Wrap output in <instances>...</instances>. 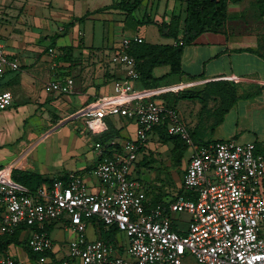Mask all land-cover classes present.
<instances>
[{"label":"built area","instance_id":"obj_1","mask_svg":"<svg viewBox=\"0 0 264 264\" xmlns=\"http://www.w3.org/2000/svg\"><path fill=\"white\" fill-rule=\"evenodd\" d=\"M139 40L137 34L120 38L110 61L122 66L124 76L112 81L109 93L74 113V117H84L92 134L106 131L107 116L135 119L133 136L121 142L115 138L94 142L98 156L110 152L90 170L98 185L90 186L82 176L70 172L65 179L55 176L49 184L32 190L12 178L15 165H3L0 234L18 227L28 229V246L42 255L53 244L45 226L64 220V226L74 232L68 255L81 264H182L186 253L192 254L197 264H264V151L257 150L254 140L195 143L176 108L152 98L161 91L133 86L139 81V71L128 47ZM55 66L52 62L51 68ZM18 67L17 58L10 57L0 42V75ZM73 83L70 75L56 76L44 88L68 93ZM178 87L182 84L165 89ZM11 103V91H0V111ZM161 123L167 133L179 136L190 148L181 178L186 193L150 205L145 185L131 172L145 152L149 133ZM172 211L189 213L184 230L174 228L169 216ZM91 220L106 229L115 226L127 241L88 238L86 227ZM41 255L24 261L0 253V264H45Z\"/></svg>","mask_w":264,"mask_h":264},{"label":"crops","instance_id":"obj_2","mask_svg":"<svg viewBox=\"0 0 264 264\" xmlns=\"http://www.w3.org/2000/svg\"><path fill=\"white\" fill-rule=\"evenodd\" d=\"M174 1L175 0H155L154 7L152 8H150L151 4L141 1L137 9L142 8V10L140 9L142 13L145 10L151 11V14L154 15L153 17L159 19L165 10H169L171 7L174 8L176 6V2L178 1ZM111 2L112 0H104L101 3L88 5L87 0H34V5H30L32 6L31 10L28 9V11H26V4H21L20 0H0V42L6 53L10 57H16L19 63L17 69L7 70L0 75V91L10 90L12 93V103L6 107L2 113H10V116H12V118L13 116L16 117V121L18 122L19 120L21 121L35 114V112L40 109V111H38L39 116L42 113L41 116L44 118L43 121L46 123L48 122L47 130L45 131L47 134L44 137H49L54 132L67 126L66 123L71 122V120L73 121L75 118L78 119L80 117L79 119L82 120L83 125H85L83 116L72 117L71 114L76 113L98 96L109 93L111 91L112 81L124 76V69L122 66L110 61V55L118 46L119 40L123 35L137 34L140 40L151 43H174L172 38L164 36L166 40L163 42H160V40H153L155 39V34L149 33V25H152L154 32L160 35L156 25L153 23L137 24L135 19L138 17L131 18L130 16H126L123 10L117 8L98 10L109 5ZM13 3L23 5V13L29 14L27 18L38 22V28L44 30L43 36L50 37L48 44H40L39 41L43 37L41 34L37 32H27V30H25L27 24H22L20 22L18 24H9L5 21L9 19V17L13 18L18 14V9ZM237 6L239 7L237 10H228L230 15L235 16L239 14L242 8H240L239 4H237ZM45 8L49 14V18L46 20L42 14ZM104 14L108 17H103ZM122 14L124 15L123 18ZM20 15H22V13ZM115 15L119 16V19L116 20V28L119 29L120 27L123 34L112 33V35L109 36L108 30L104 27V21L108 19L114 20ZM236 20H227L221 31H204L200 33L192 43L185 45L181 54V67L184 73L176 74L179 75L178 80L158 84L155 87H148L161 91L152 98L159 101L162 100L166 104L164 98H162L166 93L176 92L178 89L181 91L185 88L216 79H250L263 83L264 77L254 74L257 72L255 69L249 68L246 71L241 69L240 58L243 53L248 52L251 54L252 57L250 58H253V60L257 58L264 61V15L261 16L257 12L249 21L242 20L241 22L240 19ZM14 21L16 22V20ZM25 22L26 21H23V23ZM74 22L77 23L74 26L76 36L71 34L69 41L59 43V37L64 36L67 33L69 24H73ZM101 25L102 27H100ZM240 47H252L255 51L236 50ZM52 62L56 63L54 69L51 68ZM249 63L248 60V64ZM168 71L169 66L166 64L155 66L152 69V73L155 76L165 75L163 78L173 77L172 74L174 73L169 74ZM185 73L196 75L197 78L189 79ZM64 75L73 77L74 83L70 92L60 93L45 90L44 84L49 79ZM176 84L177 86L178 84H182V87L165 89L168 86H175ZM133 86L139 88V86L142 87V84L137 80L133 82ZM239 99L247 100L248 98ZM207 103L209 107L213 104V102L209 100L206 104ZM7 108H11L12 111L7 110ZM175 108L179 113L176 106ZM54 109L57 110V113H61L62 117L55 119V116H53L54 114L50 112V110L52 111ZM202 111L203 109L200 105V108L196 107L192 114L191 110H189L187 114L183 112V117H181L179 113L193 141L195 143H208L219 139H225L213 138L206 134V129H209L213 119L211 118L210 121V117L207 114L204 115ZM49 112L51 115H49ZM238 116L239 114L237 117ZM184 118L188 120V122H186V120L184 121ZM62 119H64V122L58 124ZM105 120L108 127L104 132L112 130L111 133L113 134L110 136L101 137L100 135L104 132L90 134L89 131L77 133L74 130L70 133H64L62 141L66 142L69 146L67 149L64 148L65 156L69 159L64 160L61 166H59L60 168H57V170L51 173L46 170L17 167V164L27 159L28 155L18 162L17 158L19 154H17L16 157L7 164H9V166L15 165L12 170H28L37 172L43 177L48 178L58 176L65 179L70 172H74L82 176L90 186H97L98 184L95 178L90 174V170L97 160L102 157H109L110 152L105 151L103 155L98 156L93 149L94 142H105L110 138H115L117 142H121L124 138L133 136L135 130V119L130 117L111 115L107 116ZM0 128L3 129L5 127L2 126ZM241 130L242 128L235 127L232 130V137L229 138H234L239 141L254 140L264 144L262 138H257L255 136L250 137L240 132ZM153 132L158 133L156 130H153ZM237 133H239L238 136L236 135ZM158 136L160 137V134ZM148 139L149 137L147 138L145 147L148 146ZM25 144V141L18 140V145L21 147L18 152H22V148ZM142 160L143 153L136 162V165ZM185 164L186 162L184 165ZM50 182L51 181H42L38 186L49 184ZM63 221L64 220H57L56 224L53 223L54 225H52H61L65 230H69L72 233L69 238L72 239L74 237V232L70 228L65 227ZM174 227L177 228L176 225H174ZM50 232L51 229L48 231L49 235ZM100 233L97 222H90L87 224L86 234L88 238L99 237ZM122 242L125 243V240H122ZM66 250L67 248L63 249L59 245L53 246L49 254V256L52 257L50 261L46 259L48 255H40L47 264H81L78 258L69 257L67 259L65 257ZM6 253L24 261H33L18 245L10 244Z\"/></svg>","mask_w":264,"mask_h":264},{"label":"rangeland","instance_id":"obj_3","mask_svg":"<svg viewBox=\"0 0 264 264\" xmlns=\"http://www.w3.org/2000/svg\"><path fill=\"white\" fill-rule=\"evenodd\" d=\"M87 1L88 5H92L94 3H101L104 0ZM142 1L146 2L147 4H151L150 8L154 7L155 0ZM20 2L21 4H26V11H28V9L31 10L32 6L30 5H34V0H20ZM13 4L16 5L18 9V14H16V16L13 18L9 17V19L4 20L9 24H18L19 22L22 24H27V27L25 28L27 32H37L43 36L44 30L38 28V22H36L35 20H29L27 18L29 14L27 15L26 13H23V5L19 3ZM237 4H239L240 8H242L241 11L238 15H230L228 10H237L239 8ZM140 9L142 10V8H139L133 12L134 17L139 18L141 16L142 11ZM226 11H228V16H226L224 22L232 19H240L241 22L242 20L249 21L257 13L253 0H240L238 2L229 1L227 2ZM21 13L27 19L24 16L20 15ZM42 14L45 17V20L49 18V14L46 11V8ZM19 15L21 18L19 17ZM103 17L108 16L104 14ZM123 17L124 15L122 14V18ZM118 19L119 16L115 15L114 20L108 19L104 21V27L106 30H108L109 36H111L112 33L123 34L121 32L120 27L119 29L116 28V20ZM14 20H16V22ZM23 21L26 22L23 23ZM75 24L77 23L74 22L73 24H69L67 28V33L64 36L59 37V43L63 41H69L71 34L73 36H76V31L74 29ZM100 27H102V25ZM149 33L155 34V39H150L157 41L160 40V42L166 40L163 36L158 35L156 32H154V28L152 25H149ZM49 41L50 37L43 36L39 42L41 45H46ZM250 57L252 56L248 52L242 54L240 58L241 69L243 71H246L249 68L255 69V71L257 72L254 74H257V76L264 77V61L259 60L257 58L253 60V58ZM248 60L250 62L249 64ZM172 76L173 77L171 78L165 77L158 79L157 83L163 84L166 82H171L172 80L179 79V75H176V73L172 74ZM185 89L201 91V94H205V103L200 101L198 98L179 97V94L181 92L179 89L176 92L166 93L165 96L162 98H164L165 102H167L168 104L173 105L174 107L176 106L179 110L181 117H183V112L187 114L189 110L192 111V114L193 110L196 107L200 108V105L202 106L203 114H207L210 117V121L211 118L215 119L218 117V113L211 112L212 109L215 108V100H218L220 97V95H214V88L210 86L207 87L204 85V83H202ZM220 89L221 91L236 93L238 95H242L246 92L255 91L257 95L253 98H248L247 100L239 99L235 101V103L224 114H222L221 122L214 125L212 129L211 127H209V129L207 128L206 134L213 138L227 139L229 137H232V130L236 127L242 128L240 132L247 134L250 137L255 136L264 140V82L260 83L250 79L229 80L227 84L221 85ZM208 100L213 102L210 107L208 103L206 104ZM7 110L10 111L11 108H7ZM38 111H40V109H38L35 114L30 115L25 119H22L21 121L19 120L18 122L16 121V117L13 116L12 118V116H10V113H2L3 110L0 111V127H5L3 129L0 128V130H2L0 131V165L2 164L9 166V164L7 163H9L13 158H15L17 154H19L17 158L18 162H20L23 158L28 155L27 159L17 164V167L33 168L44 171L46 170L47 172L51 173L57 170V168H60L59 166H61V163L64 162V160L69 159L66 158L67 156H65V149H67V147L69 146L66 142L62 141L64 133H70L73 130L77 133H84L89 131L86 125H83L82 120H80L79 117L78 119L75 118L73 121L71 120V122H67V126H64L60 130L54 132L49 137H44L47 134L45 131L47 130L48 122L46 123L43 121L44 118L41 116L42 113L39 116ZM56 111V109L52 111L50 110V112L54 114L53 116H55V119L58 117H62V114L57 113ZM50 112L49 115H51ZM238 114L239 116L237 117ZM71 116L74 117L75 114H71ZM183 120L185 121L186 119L184 118ZM63 122L64 119L59 121L58 124ZM186 122H188V120H186ZM238 134L239 133H237L236 135L238 136ZM158 135V133L153 131L149 133V143L148 146L145 147V152L143 153V160L138 163V165H135L131 172L132 177L142 181V183L145 185L146 190L148 191V196L152 197L153 199H156L160 196H163L165 198L177 193L178 191L184 192V189L181 188L182 171L184 163L187 161V158L190 153V148L187 147L183 150L182 143L177 141L176 139L162 136L159 137ZM18 140H23L26 142V144L22 148V152H18L21 149L20 145H18ZM169 216L174 221L176 227L182 230L186 228L187 221L190 215L186 211H172L169 213ZM90 222L97 221L91 220ZM54 224H56V222H54ZM53 225L51 227L50 232V236L53 239V244L51 248L43 252L42 255H48L46 257L47 261L52 260V257L49 256V254L53 246L59 245L63 249L67 248L65 257L68 259V244L71 240L69 237L72 233L69 230H65L61 225ZM28 232V229L22 231V233L20 234L21 239H26ZM118 238L127 241V237L122 233L118 234ZM44 263L47 264L45 260ZM182 264H197V262L192 254L186 253L185 256L182 258Z\"/></svg>","mask_w":264,"mask_h":264},{"label":"trees","instance_id":"obj_4","mask_svg":"<svg viewBox=\"0 0 264 264\" xmlns=\"http://www.w3.org/2000/svg\"><path fill=\"white\" fill-rule=\"evenodd\" d=\"M142 0H112L109 5H106L98 10L106 8H117L123 10L126 16L135 18L133 12L141 4ZM176 6L165 10L161 17L154 18L151 11L145 10L139 18L135 21L137 24L153 23L156 25L160 35L164 37H170L174 40V43H151L143 40L134 41L130 43L128 52L135 58V66L139 71V81L144 87H155L158 85V79L162 76H155L152 73V69L155 66L166 64L169 66L168 73L183 74L181 67V54L185 45L190 44L194 39L204 31H221L224 27V19L228 16L226 11L227 2H238L240 0H175ZM174 1V2H175ZM256 10L259 15H264V0H253ZM179 6V7H178ZM238 51H250L254 52L252 47H240ZM189 79L197 78L196 75L185 73ZM229 82L226 79H216L204 82L207 87L214 88V95H220L218 100H215V108L212 109V113H218V117L213 119L210 127L212 128L217 123L221 122L222 114H224L239 98H252L257 95L255 91L246 92L242 95L236 93H229L227 91H221L220 86ZM179 97L198 98L205 103V94H201V91H194L193 89L181 90ZM203 103V104H204ZM166 105H170L166 102ZM173 106V105H170ZM160 134V137H168L176 139L183 145V150L187 148L183 140L177 136L167 133L165 123H161L154 128ZM112 131V130H111ZM111 131L104 132L101 137L110 136ZM257 150H263L262 143L255 141ZM8 167V166H7ZM184 172V167L182 174ZM11 176L14 180L26 185L30 189H35L42 181H52L53 178L43 177L37 172L28 170L13 169ZM58 177V176H57ZM182 188V187H181ZM177 193H186L185 191H178ZM146 196L150 205L160 203L163 201L162 196L153 199L148 196L146 190ZM152 199V200H149ZM52 223H48L45 226L47 231H50ZM100 228L99 237L110 242H115L117 237V229L115 226H111L108 229H104L101 222H98ZM175 228V227H174ZM22 230L20 227L16 228L11 233L0 234V253H5L10 244L20 246L28 255L31 260H34L39 256L31 250L27 244V240L21 239L20 234Z\"/></svg>","mask_w":264,"mask_h":264}]
</instances>
